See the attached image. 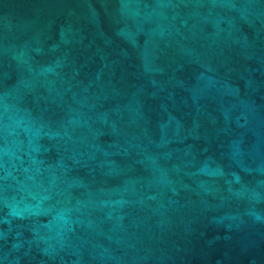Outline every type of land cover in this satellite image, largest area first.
<instances>
[{
    "label": "water",
    "instance_id": "95a60500",
    "mask_svg": "<svg viewBox=\"0 0 264 264\" xmlns=\"http://www.w3.org/2000/svg\"><path fill=\"white\" fill-rule=\"evenodd\" d=\"M0 264H264V0H0Z\"/></svg>",
    "mask_w": 264,
    "mask_h": 264
}]
</instances>
